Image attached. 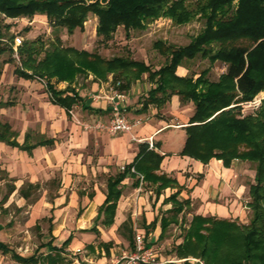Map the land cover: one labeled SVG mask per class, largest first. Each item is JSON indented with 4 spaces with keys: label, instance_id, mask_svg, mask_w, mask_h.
Instances as JSON below:
<instances>
[{
    "label": "trees",
    "instance_id": "trees-1",
    "mask_svg": "<svg viewBox=\"0 0 264 264\" xmlns=\"http://www.w3.org/2000/svg\"><path fill=\"white\" fill-rule=\"evenodd\" d=\"M89 15L97 19L96 38L101 43L109 42L120 27L128 37L131 31H143L158 19L169 20L176 26L200 20L203 26L185 46L154 43L153 48L165 60L154 70L151 65L128 57L104 59L95 53L63 47L57 32L65 30L72 35L76 30L82 31ZM35 16L46 18L53 39L48 43L39 38L23 41L16 49V60L12 58L11 25H0V57L9 56L1 65L14 64L17 78L44 81L52 105L70 113L79 102L71 88L79 76L92 75L96 81H105L111 75V84L120 82L117 90L125 92L132 82L147 74L154 88L143 101L144 109L148 105L162 108L172 96H177L181 105L193 106V114L184 127L186 139L180 156L204 165L212 159L219 160L225 168L234 161L253 165V184L248 188L250 201L246 205L251 210L249 223L193 216L182 231V243L174 249L176 257L184 260L180 264H264V100L254 115L240 117L241 104L264 93V0H0L1 20L31 21ZM197 57L210 65L220 63L225 71L216 81L208 79L210 68L195 78L176 75L178 67ZM59 83L67 86L58 90L55 86ZM16 137L9 125L0 123V142L5 145L28 154L39 146H53L52 140L43 137L29 145L28 135L19 145ZM162 159L163 156L142 145L134 162L109 181L100 211L110 216L105 225L112 223L115 202L120 196L118 187L131 170L144 182L157 185L158 193L166 188L176 190L168 198L172 203L168 214L174 221L188 208V200L177 201L181 188L176 181L155 174ZM34 188L28 185L19 194L28 200ZM169 224L170 221L161 220L162 234ZM68 243L69 239L63 246ZM0 250L8 252L1 243ZM11 258L18 264H57L51 255L43 261L36 255L23 258L15 253Z\"/></svg>",
    "mask_w": 264,
    "mask_h": 264
},
{
    "label": "crops",
    "instance_id": "crops-1",
    "mask_svg": "<svg viewBox=\"0 0 264 264\" xmlns=\"http://www.w3.org/2000/svg\"><path fill=\"white\" fill-rule=\"evenodd\" d=\"M36 17L46 19L44 16ZM91 17L94 16L89 15L87 20ZM93 20L95 23L92 30L96 36L97 19L94 17ZM144 63L150 65L147 61ZM162 64L154 67L151 65V68L157 70ZM8 65L5 64L6 67ZM189 72V65L184 62L177 68L176 75L182 78L188 76ZM14 77L17 78L15 75ZM80 78L84 83H78L76 88L75 84ZM17 79L24 83L37 80ZM111 79V75L105 81H96L92 75L79 76L71 85L79 97V102L70 113L74 112L79 120L93 124L107 123L110 119V102L104 99V96L111 95ZM38 81L42 82L45 88V82ZM58 85L55 86L58 90L67 86L66 83ZM153 88L154 85L148 80L147 74H144L139 80L132 82L124 92V115L130 122L140 120V124L133 127L131 135H110L107 132L86 130L84 125L87 124L84 122L79 125L68 121L70 113L67 114L63 109L52 105L46 90L44 97L47 102L43 107L50 115L45 117L52 120L51 114H56L54 121L47 124L44 120H38L34 125L26 122L20 129L10 121L0 122L9 125L11 131L17 134L16 142L19 145L24 143L26 135L29 145L34 144L38 137L53 141V146L36 147L30 154L0 142V193H4L0 199V243L8 249L7 253L0 250V264H18L12 260V253L23 258L36 255L40 261L51 255L55 257L57 264H108L110 256L113 255L109 242L117 238L123 239L128 248L132 249L136 233L143 237L148 247L156 251L162 264H180L184 260L176 257L174 249L182 243V231L188 227L193 216L234 221L242 214L240 200L248 185L240 183L241 172L236 169L238 161L225 168L219 160L212 159L204 165L180 156L186 139L184 127L193 114V106L191 103L181 105L179 98L172 96L170 102L162 108L148 105L144 109L143 101ZM92 95L99 98L92 100ZM0 104L1 113L17 107L12 101H0ZM131 137L139 142L132 141ZM149 142L153 145L150 150L163 156L155 174H163L176 181L181 188L177 201L188 200V208L174 221L172 215L168 214L172 208L168 198L176 190L166 188L158 193L157 185L144 182L141 176L130 171L125 173L118 187L120 196L115 202L112 223L105 225L110 216H105L100 211L108 194L109 181L122 174L124 171L121 168L131 165L139 153L140 146H148ZM54 171L59 172L60 181L56 184L55 195L50 196L48 190L42 187V183H53L56 180ZM28 185L35 188L30 198L25 200L19 191L22 188L27 189ZM47 197L49 199H46ZM247 203L248 195L245 198V204ZM246 205L244 208L248 209ZM48 213H51L48 218L50 223L47 233H41L42 239L48 242L55 240L60 244L47 243L43 246L47 249L43 255L36 251L26 255L10 245L18 240L17 217L21 215L25 220L24 228H38L40 221L45 220ZM64 216H68V220H65ZM161 220L170 221L163 234ZM137 221L139 227L132 230L131 226L136 225ZM171 227L178 231V236L169 242L166 234ZM68 239L69 243L63 246ZM97 239H100V250L95 246ZM162 241L164 245L171 246L166 256L160 255L158 243ZM48 244L50 246H47ZM77 250L80 252L77 253ZM189 260L199 263L195 259Z\"/></svg>",
    "mask_w": 264,
    "mask_h": 264
},
{
    "label": "rangeland",
    "instance_id": "rangeland-1",
    "mask_svg": "<svg viewBox=\"0 0 264 264\" xmlns=\"http://www.w3.org/2000/svg\"><path fill=\"white\" fill-rule=\"evenodd\" d=\"M94 17L90 18V22L87 20L84 24L83 30H76L72 35H68L65 30H60L57 32L58 37L61 40L63 47L74 48L79 51H88L90 53H95L104 59H111L113 57H128L136 61H147L148 64L159 65L163 63V57L153 48V44L156 42H162L166 45L174 46H185L190 42V39L196 36L202 29L203 23L200 20H195L190 24L184 26L173 25L169 20L158 19L157 21L149 24L143 31H131L129 36L126 37L123 29L120 27L117 29L113 38L106 43H101L93 33L92 27L95 23ZM11 25L9 35L14 36V38H19L21 44L23 41L29 40L33 41L37 38L48 43L54 37L52 28L48 25L46 19L41 17H34L31 21L26 19H16V20H1L0 25ZM20 46V45H19ZM16 49L14 50V55L12 58L17 60ZM8 54L0 57V101H12L17 105L16 108L10 109L8 112H0V122L10 121L17 129L21 128L26 122L31 125L37 124L38 120H44L47 124L54 121L56 114H51L53 116L52 120H48L45 115L49 112L45 111L43 104L47 102L44 97V84L38 80L31 83H24L19 79L15 78L13 75V70L15 65L9 64L7 67L1 65L3 61L8 59ZM189 65V75L194 76V78L203 70L210 68L208 74V79L211 81H216L220 74L225 71V67L220 63H215L210 65L207 60H202L197 57L192 62H187ZM83 84V80L80 78L75 84ZM59 86V85H58ZM56 86V87H58ZM60 87V86H59ZM264 100V93H259L251 102L259 101L257 107H250L248 102V108L245 107V103L241 104L240 117H245L247 115H254L260 106V102ZM21 105V107H20ZM50 115V114H49ZM68 121L75 124H89L92 122L79 120L75 113L72 112L69 115ZM236 169L240 170V183L245 186L244 195L241 197L242 204V214L236 218V222L241 225H247L251 218V210L245 209V198L248 194V188L254 178V167L247 162H238ZM54 178L56 180L53 183L46 184L42 183V187L48 190L50 196L55 195L54 190H56V184L60 181L59 172L54 171ZM42 193V192H41ZM38 195V194H37ZM4 196V193H0V199ZM46 199H49L47 197ZM248 196V203H249ZM196 208V207H195ZM193 208V210H195ZM15 217L14 214H11ZM51 213H48L45 220L40 221V226L38 228H24V222L21 215L17 217L16 223L18 224L16 231V238L18 240L13 241L10 245L17 249L18 252L24 253L26 255L32 253H38L43 255L46 253L47 249L43 246L47 243L52 245L60 244L59 242L43 240L42 232L45 234L48 231V225L50 221L48 218ZM68 220V216L63 217ZM132 230L138 228V221L136 225L131 226ZM178 236V231H175L174 227H171L166 234V238H169V242ZM22 238V239H21ZM100 238V237H97ZM21 239V240H20ZM100 239L95 240V246H98ZM110 243V248L112 249L113 255L107 256L110 261L112 259H118L122 254L128 253L131 249L128 248L126 241L117 238ZM160 250V255L166 256L169 254L170 245H164V241L158 243ZM162 247V248H161ZM100 250V246H98ZM88 251V249H87ZM101 253V252H100ZM111 253V252H109ZM88 254H90L88 252ZM96 256V255H95ZM70 260V258H66ZM71 261V260H70Z\"/></svg>",
    "mask_w": 264,
    "mask_h": 264
},
{
    "label": "built area",
    "instance_id": "built-area-1",
    "mask_svg": "<svg viewBox=\"0 0 264 264\" xmlns=\"http://www.w3.org/2000/svg\"><path fill=\"white\" fill-rule=\"evenodd\" d=\"M85 24V23H84ZM21 45L19 38H14V49ZM120 82L110 85L111 95L104 96V99L110 102V119L107 123L96 122L92 125H84L86 130L92 129L95 131L107 132L110 135H116L125 133L131 135L134 126L140 124V120L136 122H130L123 113L124 105L126 101V95L124 92L118 91L117 87L120 86ZM92 100L98 99V96H91ZM259 101H253L249 103L250 107H257ZM245 107L248 108V103H245ZM132 141L139 142L134 137H131ZM153 145L149 142L148 149H152ZM124 170V167L121 168ZM133 172V170H131ZM77 253L80 250L76 251ZM108 264H162L156 251L148 247L139 234L134 235L133 248L128 252L122 254L118 259H112Z\"/></svg>",
    "mask_w": 264,
    "mask_h": 264
}]
</instances>
